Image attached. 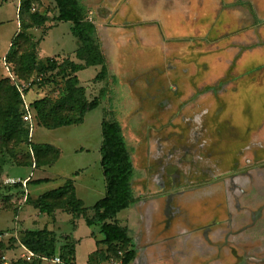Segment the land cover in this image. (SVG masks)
Here are the masks:
<instances>
[{
  "label": "rangeland",
  "instance_id": "1",
  "mask_svg": "<svg viewBox=\"0 0 264 264\" xmlns=\"http://www.w3.org/2000/svg\"><path fill=\"white\" fill-rule=\"evenodd\" d=\"M45 1L33 0L29 14L39 17L25 14L30 20L21 27L22 0H0V264H54L58 257L124 264L128 247L117 244L107 252L100 225L86 223L106 194L103 121L121 127L133 162L135 208L115 219L135 241L137 258L130 264L145 261L137 209L149 210L169 193L208 187L221 193L223 224L215 226L221 244L233 221L238 247L252 252L248 264H264V219H250L264 206V0H78L102 56L95 66L73 56L79 43L72 24L57 22L54 0ZM40 43L46 57H73L37 62ZM23 54L29 59H20ZM72 63L79 66L76 73ZM75 76L81 98L98 100V108L81 125L39 127L78 115V105L67 100ZM10 108H16L19 126L5 138ZM185 134L188 143L197 141L176 161L180 147L174 145ZM165 141L168 148L160 150ZM67 183L85 213L76 217L70 193L39 206L40 196ZM43 230L50 232L44 251L29 250L27 233ZM204 243L215 245L213 239ZM29 253L35 255L30 261Z\"/></svg>",
  "mask_w": 264,
  "mask_h": 264
},
{
  "label": "trees",
  "instance_id": "2",
  "mask_svg": "<svg viewBox=\"0 0 264 264\" xmlns=\"http://www.w3.org/2000/svg\"><path fill=\"white\" fill-rule=\"evenodd\" d=\"M33 0H22L19 10L20 25L25 24L27 21L32 20L38 15H30L31 4ZM58 15L56 18L57 22L71 23L72 34L78 40L79 47L76 51V58L85 62L86 66H95L101 63V54L96 47V44L92 38L94 27L91 23L83 21L81 18V8L78 0H54ZM25 10V12H24ZM29 15V17L27 15ZM42 21H45L42 18ZM33 28H24L26 32ZM23 33V32H21ZM20 35V34H19ZM29 38H33L32 34H28ZM22 55V58L28 60V56ZM43 60L39 56V48L35 61ZM56 59H47L46 64L49 65ZM34 61V63H36ZM72 65V71L76 73L79 66L76 64ZM83 88L79 87L77 76L70 79L68 84V96L67 100L73 101L78 105V115L74 120H64L56 124H49L46 121H42L39 127H43L48 130H56L62 127L71 125H81L84 123L85 116L93 112L98 108V100L94 99L88 103L81 94ZM7 115V122L2 130V135L5 138L12 136L19 126V117L16 108H10ZM101 134L102 143L100 147L101 153V168L103 170L104 178L107 182L106 194L103 199L98 201L93 207L94 217L92 219L87 218V226L100 225V233L103 235V245L107 246L108 250H114L115 245L120 244L121 246H127L128 252L126 253L124 264H130L136 258V252L131 249V239L128 236L126 228L120 226L116 222L117 215L128 209L131 204V180L133 177V162L130 157L128 147L122 137L121 127L116 123H110L103 121L101 123ZM35 148H46L51 149L52 147L46 144H33ZM77 174H74L76 176ZM40 183V182H39ZM43 183V182H42ZM72 195L71 200L68 202V206H71L72 211L77 214L78 217L82 215L88 209L83 207V202L76 198L75 188L72 184L67 183L64 187L57 190H52L40 196L38 199L39 206H41L42 200L52 197H63L67 194ZM42 211L43 208L41 207ZM48 212H53L49 210ZM50 232L43 230L40 232H28L26 245L29 250L37 253L44 251L48 242L47 236ZM103 252V250H99ZM99 251H96L98 253ZM69 260L68 258H63ZM70 263V262H68Z\"/></svg>",
  "mask_w": 264,
  "mask_h": 264
},
{
  "label": "crops",
  "instance_id": "3",
  "mask_svg": "<svg viewBox=\"0 0 264 264\" xmlns=\"http://www.w3.org/2000/svg\"><path fill=\"white\" fill-rule=\"evenodd\" d=\"M45 3L49 2L45 1ZM43 40H41V43ZM41 43L39 56L43 60L70 56L59 54L46 57L43 54L44 49ZM75 53L73 56H75ZM210 189L212 188L179 191L173 194V200H171L170 204H168L166 197H160L153 207L148 208L149 210H147V207L144 208V211L141 208V210H136V213L140 212L141 217L138 233H140L139 243L142 245L140 250L142 251L141 257L145 259L144 264H162L160 263L162 258H164L163 264L236 263L238 257L236 259L235 253L231 251L230 247L221 250V241L216 236L215 226L217 223L214 221L216 219L220 220L217 226L223 222L221 218L223 213L222 200L221 193L214 189L207 193ZM193 201L194 203H192ZM168 205L170 210L167 211ZM129 208V211H131L135 206L131 205ZM199 211L204 216L203 218L197 216ZM131 216L130 214L129 217ZM119 225L126 228L131 244L135 245L128 226L120 223ZM210 226L212 227L211 239L215 242L214 246H207L199 231ZM143 235L147 239H144ZM133 250L136 251L134 248Z\"/></svg>",
  "mask_w": 264,
  "mask_h": 264
},
{
  "label": "flooded vegetation",
  "instance_id": "4",
  "mask_svg": "<svg viewBox=\"0 0 264 264\" xmlns=\"http://www.w3.org/2000/svg\"><path fill=\"white\" fill-rule=\"evenodd\" d=\"M206 128H204V130H206ZM206 133H207V135H208V133L210 134L211 133V130L210 131L207 130ZM185 138H186V134L184 135V137L182 138L181 141H179V142L177 141V143L174 145L176 147L177 146L180 147V150H178L176 152V155L178 154L176 161L181 159L180 154H181V152L183 150H190V149H192L194 147L195 142L197 141V139L194 140V141L191 140V142L188 143V140L185 139ZM159 148H160V150H165L166 148H168L167 141L162 142V146L159 145ZM208 154L209 155L211 154V151L210 150H208ZM171 176L173 177L172 178V180H173L175 177L173 175H171ZM177 177H179V176H177ZM165 183H164V187H166V184ZM177 192H179V191H177ZM175 193L176 192L167 194L166 200H167L168 204H170L171 200H173V194H175ZM169 208H170V206L168 205L167 211L170 210ZM263 215H264V206L261 207L260 210H258L256 212L251 211L250 219H251L252 223L254 224L259 218L264 219L263 218ZM217 222L219 223L220 220L218 219ZM218 223L216 225H218ZM222 224L223 223L221 222L220 225L222 226ZM227 225H228L227 228H229V231L230 232H228V230H227L226 234L224 235V237H223L224 238L223 239V243L220 245L221 246V250H223V248H227L228 247V244L230 243L229 246L232 247L231 251H233L235 253L234 256L236 257V259H237V257L239 259V260L237 259L236 260V263H234V264H245V263L248 264V263H251L252 262L251 261L252 256H249V255L252 252H248V250L247 251H244L243 249L240 250V248L238 247L240 244H238V242H236V240H238V233H240V232H237L235 230H232L233 229L234 222L231 221L230 223H227ZM221 228H220V230H223V227H221ZM211 229H212V227L210 226V227L202 228L201 230H199L200 232H202L201 235H202V238H203V240L205 242H210L211 241ZM216 236H219V238H220V235L218 233H216ZM250 239H251V237L248 236L247 237V242L251 241ZM239 255L241 256L240 258H239ZM246 261H249V262H246Z\"/></svg>",
  "mask_w": 264,
  "mask_h": 264
},
{
  "label": "built area",
  "instance_id": "5",
  "mask_svg": "<svg viewBox=\"0 0 264 264\" xmlns=\"http://www.w3.org/2000/svg\"><path fill=\"white\" fill-rule=\"evenodd\" d=\"M35 257V255L33 253H29L27 258L28 260H32L33 258ZM54 264H74V263H68V262H65L64 260H62L61 258H56L54 261Z\"/></svg>",
  "mask_w": 264,
  "mask_h": 264
}]
</instances>
